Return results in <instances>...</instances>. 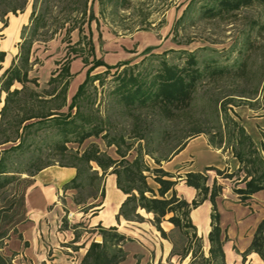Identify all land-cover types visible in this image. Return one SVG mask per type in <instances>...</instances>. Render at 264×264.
Returning <instances> with one entry per match:
<instances>
[{
	"label": "rangeland",
	"instance_id": "obj_1",
	"mask_svg": "<svg viewBox=\"0 0 264 264\" xmlns=\"http://www.w3.org/2000/svg\"><path fill=\"white\" fill-rule=\"evenodd\" d=\"M23 1L8 0V5H19ZM212 4L216 6L215 8L219 7L218 0H26L23 10H17L16 13L8 12L4 16L6 25L0 22V31H3L0 36H3V29L14 16L18 17L23 12L29 14L20 28L19 40L14 44L16 54L12 60L18 64V55L29 48L28 75L34 81L27 83V91L35 90L42 97H50L48 92L53 87L60 90L63 83L68 80L65 92L68 104L72 96H68V88L79 82L80 75L86 73L93 59L102 58L112 63L114 53L119 51L128 56L124 61L129 62L125 65L118 62L110 64L117 66L109 71L105 70L104 66H96L90 74L97 79L87 82L84 93L77 102L80 105L78 109L94 118L92 123H96L95 117L98 115L106 120L107 136H91L82 143L72 140L66 142L64 144L66 149H63L61 145L64 136L57 127L47 125L37 132L27 133V140L20 150L7 153L6 160L11 166L10 169L18 168L23 172L17 174L14 181L0 187V248L8 238L4 227L8 218L5 215H8L6 212H10L12 197L17 195L20 178L30 176V173L36 170V165L63 166L71 163L74 161L72 155L92 145L119 158L115 152V145L109 146L106 141L119 134L130 136V128L138 120L136 118L138 116L146 123L154 121L157 124V119H162L159 125L166 128L174 137L168 141H165L168 137L164 139L157 155L170 152L179 141L186 137L187 140L194 137L193 134L197 130H203L202 135L214 140L219 138L218 132L222 131L223 140L227 142L224 118L218 108L221 102L228 101L227 97L230 96L231 100L226 102L227 112L243 125L264 159V0H251L250 4L233 11L221 9L217 15H211L206 11L207 5ZM3 7L4 5H0V12ZM191 56L194 57L195 64H191L190 67L198 68L202 75L197 78L188 104L183 106L176 116L168 118L163 115L153 116L160 110L151 105L138 107L133 110L134 114H130L124 102L118 100L113 91L122 77L126 78L134 73L140 75L139 77L149 78L161 67L162 61L182 66L188 63ZM68 60L71 61L72 75L69 78L57 76L62 65ZM11 62L4 64V68ZM52 76L55 78L51 83L49 81ZM21 86L22 84L15 82L13 88ZM4 95V92L0 94V108ZM62 96L58 94L54 101L35 105L34 108L41 110L47 106L57 107L62 102ZM67 110L65 105L56 111L67 113ZM75 111L74 107L71 114L73 115ZM157 135L156 133L150 135L156 137L150 140L149 147L157 146ZM16 143L1 144L0 152ZM220 149L232 152L230 145ZM134 155L135 151H131L129 158ZM234 159L237 167L227 171L235 172V175L230 181H226L225 197L222 203L216 200V206L221 225L226 228L227 245L232 253L231 258L227 260L228 264H252L254 257L252 254H247L244 261L241 254L246 250V241L253 232L254 223L250 219L246 221L248 224L250 222L248 226H243L246 223L244 221L236 224L237 221L231 218L234 209L230 211L227 209L232 208L233 203H240L241 206L248 203L239 201L238 195L234 192V187L244 185L237 180L238 177L241 179L244 176V171L238 170L239 162L235 157ZM145 160L152 167L155 166L150 156H145ZM91 165L93 169L97 166L94 162H91ZM80 167L83 173L79 181L84 182L85 186L70 191L74 203L75 199L83 201L77 203L80 204L79 211L67 205V199L63 196L69 198L70 194H63L60 197L61 202L69 207L64 208L62 226L68 225L69 222L64 225L65 221L75 217L79 219L78 222H70L76 225L73 233L74 237L77 235V244H72L73 240L66 243L72 251L77 250L76 253L69 251L65 253L73 257L71 260L74 264H79L89 243L92 240L100 241L98 237H101L98 229H92L81 219L86 218L84 213L88 215L96 210L95 206L98 203L88 204L91 200L89 195L95 194L94 187H97L96 194L99 195L103 175L101 174V179H97L93 186H90L87 164L80 162ZM148 180L154 184L151 177ZM202 209L198 212V223L204 220ZM70 212L73 213L72 216H69ZM76 212H83L82 217L80 218V214ZM263 215L264 206L260 205L256 209V216ZM241 223L243 225H240ZM199 227H202L201 223ZM154 235L153 231H147L146 243L151 256L154 255V247L158 246V240ZM169 235L175 240L176 249L181 252L186 243L184 235L176 228L169 231ZM200 235L207 249L206 235ZM80 246H83V250L78 249ZM0 252L4 254L1 249ZM6 256L12 257L16 264H22L21 258L14 260V253ZM171 256L173 258L169 260ZM170 257L165 259L164 264H186L190 259V256L180 259L177 254Z\"/></svg>",
	"mask_w": 264,
	"mask_h": 264
},
{
	"label": "trees",
	"instance_id": "obj_2",
	"mask_svg": "<svg viewBox=\"0 0 264 264\" xmlns=\"http://www.w3.org/2000/svg\"><path fill=\"white\" fill-rule=\"evenodd\" d=\"M250 3L251 0H218V8H215L216 6L213 4L207 5L206 11L211 15H217L221 9L233 11ZM25 4L26 0L19 5H8V0H0V5H4L0 12V22L6 25L4 16L8 12L16 13L17 10H23ZM29 56L28 48L18 55V64L12 60L11 64L4 68L2 63L5 52L0 50V94L2 92L5 94L3 105L0 108V145L7 142H17L16 145L0 152L1 188L17 179V174L23 172V170L18 168L10 169L11 166L8 165L6 157L10 152L18 151L23 147L27 140L26 134L29 132H37L41 127L47 125L57 127L64 136L61 145L63 149H66L64 144L72 140L82 143L91 136H107L106 120L98 115L95 117L96 123H92L94 118L78 109L80 105L77 102L84 93L87 82L91 79H97L90 74L96 66H104L105 70L109 71L111 68L116 67L118 63L125 65L129 62L122 61L116 65H110L102 58L93 59V63L86 70L85 78L78 84L75 93L67 104L65 92L67 91L68 80L63 83L60 90L53 87L48 92V96H50L48 98L42 97L35 90L28 89L29 91H27V83L34 81L28 75ZM192 56L188 59V63L182 66L162 61L161 67L151 74L149 78L145 76L139 77L140 75L131 73L126 78L122 77L120 82L115 85L113 91L118 100L124 102L130 114H134L133 110L138 107L151 105L160 110V114L155 112L153 116L160 117V115H163L166 118L176 116L183 109V106L188 104L197 78L202 75L198 68L190 67L191 64H195ZM70 62L68 60L66 64L62 65L57 76L69 78L72 75ZM54 78L55 76H52L49 82L52 83ZM15 82L22 84L21 88H13ZM58 94L63 96L62 102L57 107L47 106V108L41 110L34 108L35 105L54 101ZM227 98L228 101L226 102H229L232 97L229 96ZM226 102H221L218 111L221 112L222 118H224L227 142L223 140L222 131L218 132L219 138L217 140L208 137V141L211 146L216 148H225L230 145L233 156L239 162L238 170L244 171V176L241 179H239L240 177L237 179L239 180L238 182H243L244 185L234 187V192L238 195L239 201L245 202L255 192L264 190V159L258 153L251 136L246 132L243 125L230 117L227 112ZM65 105H67V113L56 111ZM74 107L76 111L72 115L71 111ZM136 118L138 120L130 128V136L126 137L124 134H119L110 137L106 141L109 146L115 145V152L119 158L111 157L105 151H101L96 145H92L90 148L87 147L82 152L72 155L71 157L74 161L63 164V166L74 167L76 174L64 185V188L77 189L85 186L84 182L79 181V177L83 173L80 162L87 164V172H89L87 176L89 177L90 186H93L97 179H101V176L111 167V172L116 175L117 187L126 194L119 207L117 217L122 216L126 220L143 221L144 217L139 213V209H143L147 213H152V224L160 231L162 237L167 238L172 243L171 255L177 254L180 259L190 256L186 264H228L224 250L228 235L226 228L221 225L220 215L216 206V198L221 193L222 185L218 184L215 179L212 185L209 186L207 184V174L189 171L185 173L184 181L187 185L194 187L197 190V194L191 201L178 196L174 190L177 178L171 172L163 169L161 163L169 160L183 149L188 141L187 137L179 141L170 152L157 155L159 146L164 139L168 137L165 141L171 140L174 138L173 135L169 134L166 128H161L159 124H161L162 119L160 118L157 119V124L154 121L146 123L139 116ZM155 133L158 134L156 139L157 146L149 147L150 140L156 137L150 135H155ZM202 133H204L203 130H197L193 135L197 136ZM223 143H225L224 146ZM131 151H135V155L129 158ZM145 156H150L155 166L152 167L145 160ZM91 162L101 168L102 175L98 173V170L93 169ZM49 165H36V170L30 174L33 175ZM205 169L214 170L217 175L225 178L232 179L235 175V172H228L226 169H219L214 166H207ZM149 177L158 185L156 190L148 183ZM93 190H95V194L91 193L89 195L90 198L97 197V187H94ZM100 195H102V191H100ZM206 199L212 204L210 229L206 235L207 249L204 247L203 237L198 234L190 216L192 209L199 206ZM75 202L82 203L83 201L75 199ZM163 220L172 223L186 238L185 247L181 252L176 249L175 240L162 228L161 222ZM65 224H67L66 221L64 222ZM97 229L101 240H92L89 243L79 264H119L125 258L126 252L122 245L128 240V237L115 226L102 227L97 225ZM76 238L77 235H75L73 241H76ZM251 252L257 253L264 261V217L257 223L248 247L242 252V261ZM0 264L16 263L12 262V257L0 252ZM158 264L162 263L159 262Z\"/></svg>",
	"mask_w": 264,
	"mask_h": 264
},
{
	"label": "crops",
	"instance_id": "obj_3",
	"mask_svg": "<svg viewBox=\"0 0 264 264\" xmlns=\"http://www.w3.org/2000/svg\"><path fill=\"white\" fill-rule=\"evenodd\" d=\"M28 16L29 14L27 12H23L18 17L14 16L3 29L4 34L0 36V50L5 52L2 63L3 67L4 64H9L16 54L13 49L14 44L19 40L20 28L26 22ZM112 58V63L103 60L108 64H115L124 61L128 56H125L123 52L117 51ZM80 78L79 82L68 88L69 97L74 94L78 84L85 78V74L80 75ZM109 155L117 158L110 153ZM233 160L235 159L232 157V152L229 153L228 149L223 151L220 148H214L204 135L199 134L190 138L184 148L169 160L162 161L161 166L163 169L175 175L177 183L174 186V190L178 196L187 201H191L196 196L197 190L185 183L184 176L186 172L194 171L207 174V184L209 186L216 179L217 183L222 185L223 191L216 200L218 203H222L225 197L224 191L227 189L226 181H230L231 179L220 177L214 170H206L205 167L214 166L219 169L225 168L226 170H232L233 167H237L236 162ZM228 167L230 168L228 169ZM94 168L98 170L100 175L102 174L100 167L96 166ZM75 174L76 169L74 167L49 165L35 174L26 177L27 179L23 177L19 179L21 185H18L17 195H12L10 212H6L8 215H5L8 218L4 223L8 238L5 240L4 246L0 248L2 252L4 251V254L11 255L14 253V260L21 258L22 264H74V261L71 260L73 257L65 253L67 251L76 253L77 250L72 251L66 243L68 240H73V231L76 229V225H72L70 222H78L79 219L75 217V219L66 221V223H69L66 227H63L62 218L64 208L68 209L69 205L75 207L76 211H79L80 204L74 203L70 192L73 188H64V185ZM102 177L100 188L102 195H100L99 191V195L96 198L91 197V200L88 202V204L97 202L98 205L95 206L96 210L88 215L84 213L86 218L82 217L83 212L76 213H79L80 218L82 217L81 220H84L86 222L85 224H88L92 229H97V225L102 227L115 226L128 237V240L122 245L126 255L124 260L119 264H158L159 262L164 264L165 259L171 255L172 243L167 238L162 237L160 231L152 224V213H147L143 209H139V213L144 217L143 221L126 220L122 216L117 217L119 207L125 199L126 194L117 187L116 175L111 172V167ZM148 183L155 190L157 189L158 185L155 182L152 185L148 180ZM63 194H70L69 198L63 196ZM61 196L67 199L66 203L68 206L61 202ZM246 202L248 203L244 206H241L240 203H233V207H227V209L229 211L230 209H234L231 218L233 221H237L236 224L251 219L254 223V232L257 223L264 217V215L256 216V209L260 205L264 206V190L255 192ZM211 206V202L206 199L199 206L192 209L190 213L198 234L207 235L210 229ZM201 209L204 210L202 211V214L204 213V220L199 222L202 225V227H199L198 212ZM249 224L246 222L244 225L243 223L240 225L248 226ZM161 226L167 233L175 228L167 220H163ZM147 231H153L155 233L154 237L158 240V246L154 247V255L152 256L149 253L148 244L146 243ZM253 232L246 241V248L251 241ZM72 244L76 245L77 241L72 242ZM78 249L83 250V246H80ZM224 250L227 260H229L232 253L227 245V241L224 245ZM85 251L86 249H84L83 254ZM249 254L254 256L252 264H255V262L256 264H264V261L257 253L251 252ZM172 258L173 256L169 260H172ZM24 259L26 260L23 261ZM12 262H14L13 258Z\"/></svg>",
	"mask_w": 264,
	"mask_h": 264
},
{
	"label": "built area",
	"instance_id": "obj_4",
	"mask_svg": "<svg viewBox=\"0 0 264 264\" xmlns=\"http://www.w3.org/2000/svg\"><path fill=\"white\" fill-rule=\"evenodd\" d=\"M72 214H73V213H72V212H70V213H69V216H72Z\"/></svg>",
	"mask_w": 264,
	"mask_h": 264
},
{
	"label": "water",
	"instance_id": "obj_5",
	"mask_svg": "<svg viewBox=\"0 0 264 264\" xmlns=\"http://www.w3.org/2000/svg\"><path fill=\"white\" fill-rule=\"evenodd\" d=\"M98 239H100V240H101V237H98Z\"/></svg>",
	"mask_w": 264,
	"mask_h": 264
}]
</instances>
